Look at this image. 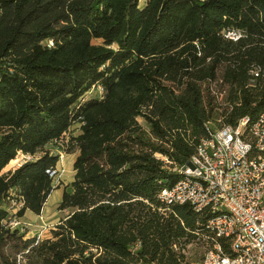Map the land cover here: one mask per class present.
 Segmentation results:
<instances>
[{
    "label": "trees",
    "instance_id": "obj_1",
    "mask_svg": "<svg viewBox=\"0 0 264 264\" xmlns=\"http://www.w3.org/2000/svg\"><path fill=\"white\" fill-rule=\"evenodd\" d=\"M139 1L0 0V264H181L172 245L197 214L157 210L180 174L155 154L195 152L209 82L228 87L223 122L264 111V0ZM93 85L102 98H84ZM58 143L78 150L57 207L70 211L25 237L9 222L40 214ZM18 153L32 158L1 173Z\"/></svg>",
    "mask_w": 264,
    "mask_h": 264
},
{
    "label": "built area",
    "instance_id": "obj_2",
    "mask_svg": "<svg viewBox=\"0 0 264 264\" xmlns=\"http://www.w3.org/2000/svg\"><path fill=\"white\" fill-rule=\"evenodd\" d=\"M225 36L237 39L239 33L228 31ZM258 72V68L250 70L253 76ZM94 88L102 97L101 85L87 93ZM204 125L206 135L184 164H172L155 154L180 174L157 193L161 204L157 210L185 204L197 214L190 233L205 247L198 264H264V111L253 120L243 117L234 126L220 120ZM54 153L63 159L61 143ZM22 158L32 157L23 154ZM55 172L52 169L49 175ZM16 221L9 225L16 226Z\"/></svg>",
    "mask_w": 264,
    "mask_h": 264
},
{
    "label": "rangeland",
    "instance_id": "obj_3",
    "mask_svg": "<svg viewBox=\"0 0 264 264\" xmlns=\"http://www.w3.org/2000/svg\"><path fill=\"white\" fill-rule=\"evenodd\" d=\"M144 1L145 0H140L139 5L142 6L144 4ZM101 42H102L101 40L92 41V43L94 44H99ZM93 86H96V85H93ZM209 88H210L211 94L214 95V98H215L214 100L215 108H214V112L212 113L211 119L216 122L219 120L223 122V119H224L223 111H224V108L227 107V103L224 101V95H226L228 87L225 84H220V81L218 82V84H217V81H213V82H209ZM97 96H99V94L95 93V88H94L91 93L89 94L86 93L84 98L85 97L87 99H91L95 97L97 99L102 98V97H97ZM137 120L145 129H147V123L144 121V119L138 117ZM3 132H5V130L4 131L0 130V136ZM77 154H78V150L74 149L69 154H65L62 160L57 161L55 168H54L56 172L54 175L51 176L53 188L55 189L59 188L61 190L71 189L70 183L73 179V171H72V167L70 163H71V160L74 161ZM22 155H23L22 153H18L16 155L17 162L13 165H6L7 167H5L1 171V173H5L9 170L12 171L15 168H17L20 164L27 161V159L22 158ZM164 165L166 168L170 170L173 167L172 164L164 163ZM61 197H62V192L60 190L53 191L51 195L49 196V201L47 205L44 207V210L40 212V214L35 215L29 212H26L29 214H24V216L18 218L17 221L15 222L16 226H12V227H17V228L21 227L22 228L21 231L25 233V237L35 236L40 239H45V238L50 237L51 236L50 230L54 227V225L58 222L60 218L64 217L70 211V209H66L62 211L58 210L57 207L59 203L58 204L56 203L60 201ZM10 205L12 208L11 211L16 212L17 207H15L14 201L11 202ZM173 206H176V205H173ZM171 208L167 210H162L159 212L162 214H165V213L168 214V212L172 211ZM180 223L183 224L182 221H180ZM194 224H195V221H194ZM194 227L195 225H193V228ZM190 230H191L190 228H186L185 230L186 233L184 236L180 238V243L175 242V246L172 245L173 251L184 255V258L181 264H198L204 254V250H205L204 244L201 243L194 234L190 233ZM180 244H181V247L184 248V252H182L181 248L179 247ZM137 247L138 245L136 244L135 249ZM151 264H157V263L153 262Z\"/></svg>",
    "mask_w": 264,
    "mask_h": 264
},
{
    "label": "crops",
    "instance_id": "obj_4",
    "mask_svg": "<svg viewBox=\"0 0 264 264\" xmlns=\"http://www.w3.org/2000/svg\"><path fill=\"white\" fill-rule=\"evenodd\" d=\"M72 162H73V160H71V163H70V164H71V167H72ZM55 190H60V191L63 193V190H61V189H59V188H56ZM55 190H53V191H55ZM53 191H52V192H53ZM52 192H51V193H52ZM51 193L49 194V196L51 195ZM49 196H48L47 200L45 201V203H44L43 208H42L41 211H43V210H44V207L47 205V203H48V201H49ZM61 198H62V197H61ZM60 200H61V199H60ZM59 202H60V201H59ZM59 202H57L56 204H58ZM26 212H29V213H31V214H34V213H32L31 211H28V210H27ZM26 212H25V214H29V213H26ZM35 215H36V214H35Z\"/></svg>",
    "mask_w": 264,
    "mask_h": 264
},
{
    "label": "bare ground",
    "instance_id": "obj_5",
    "mask_svg": "<svg viewBox=\"0 0 264 264\" xmlns=\"http://www.w3.org/2000/svg\"><path fill=\"white\" fill-rule=\"evenodd\" d=\"M17 162V159H16V157L14 158V159H12L7 165H13V164H15ZM5 167H7V166H5Z\"/></svg>",
    "mask_w": 264,
    "mask_h": 264
}]
</instances>
